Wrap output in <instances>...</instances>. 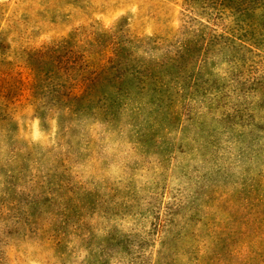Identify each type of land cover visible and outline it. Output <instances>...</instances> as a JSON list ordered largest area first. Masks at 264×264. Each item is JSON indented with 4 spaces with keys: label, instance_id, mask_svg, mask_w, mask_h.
Instances as JSON below:
<instances>
[{
    "label": "rangeland",
    "instance_id": "obj_1",
    "mask_svg": "<svg viewBox=\"0 0 264 264\" xmlns=\"http://www.w3.org/2000/svg\"><path fill=\"white\" fill-rule=\"evenodd\" d=\"M216 3L0 0V264H264V23Z\"/></svg>",
    "mask_w": 264,
    "mask_h": 264
},
{
    "label": "trees",
    "instance_id": "obj_2",
    "mask_svg": "<svg viewBox=\"0 0 264 264\" xmlns=\"http://www.w3.org/2000/svg\"><path fill=\"white\" fill-rule=\"evenodd\" d=\"M217 1L218 3L214 4L213 6L214 13L208 21L210 22L209 29L212 31H214L213 28L222 27L223 33L227 32L229 29L224 25L225 21H228L230 19L232 22H239L238 18L245 15L246 12L250 13L248 16L251 15L253 17H256L255 20H257L259 23H264V0H236L234 9H230L229 7H226V5H224L226 4V0ZM219 6H222V8H220ZM255 26L256 24L254 25V27ZM238 30L243 29L239 27ZM239 36L242 35L230 36L229 34H226L225 37L237 39ZM89 80L92 79L88 78L87 81ZM80 85L81 84H78L76 87L75 84V86L72 87V91H70L67 96L71 97L72 100L76 99V97H78L80 93ZM38 189V191H33L32 193L29 192L25 195L26 199L30 200L26 201L25 204H31L32 208L40 210L45 215H51L55 218L54 223L58 225L62 219L60 207L61 205L65 206V201L67 198H69L71 202L73 199H75V190L69 185V181H62L61 179H59V177L55 181L47 180L46 184L43 187H38ZM22 194H24V191H21V195ZM11 210L12 217H16L17 219H19L21 206H19V204L12 203ZM58 231V228L51 231L52 234L49 238L50 243H55L58 245L61 242V235L57 233Z\"/></svg>",
    "mask_w": 264,
    "mask_h": 264
}]
</instances>
